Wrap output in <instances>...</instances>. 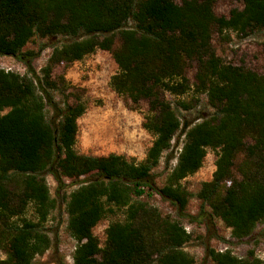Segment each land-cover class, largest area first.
<instances>
[{"label":"trees","instance_id":"trees-1","mask_svg":"<svg viewBox=\"0 0 264 264\" xmlns=\"http://www.w3.org/2000/svg\"><path fill=\"white\" fill-rule=\"evenodd\" d=\"M240 1L241 8L223 16L214 11L216 0H0V55L16 57L26 69L0 68V250L6 255L0 264H32L51 247L44 225L56 201L47 174L57 190L75 186L65 200L72 264H195L184 249L191 234L138 197L157 193L184 216L190 194L181 181L202 167L208 149L215 151V169L197 193V216L219 218L234 239L252 235L264 220V74L223 61L212 44L214 32L243 37L264 29V0ZM55 36L66 39L38 75L32 61L42 47H24L34 37ZM98 49L110 52L118 67L110 87L133 107L147 102L142 127L153 140L139 162L75 149L86 103L77 95L68 103L67 84L53 70ZM55 90L65 94L64 107L53 100ZM189 92L205 94L213 113L182 121L165 94ZM180 130L175 165L158 187L152 170ZM117 211L123 219L109 222L101 245L93 228ZM210 227L209 238L217 237ZM204 250L213 264H264L254 249L244 257L208 243Z\"/></svg>","mask_w":264,"mask_h":264},{"label":"rangeland","instance_id":"rangeland-1","mask_svg":"<svg viewBox=\"0 0 264 264\" xmlns=\"http://www.w3.org/2000/svg\"><path fill=\"white\" fill-rule=\"evenodd\" d=\"M180 3L182 0H174ZM241 8L240 0H216L214 11L217 15L228 16L230 9ZM129 24H131L129 22ZM65 37L55 36L48 38L34 37L26 44L24 50L37 51L41 47L39 55L32 61L38 75L54 46L65 41ZM119 43L116 38L115 46ZM264 29L254 31L248 36L240 37L230 32L226 37L214 32L212 44L216 54L225 62L240 65L246 69L264 74ZM0 68L25 73L26 69L22 61L13 56L0 55ZM117 64L108 51L96 50L79 61L70 64H58L53 70V78L56 81L64 78L67 84L68 103H73L77 96L86 103L85 112L77 119L78 132L75 149L82 154L102 156L111 153L123 155L129 160L139 162L144 159L147 149L152 143L153 136L143 127V117L147 113V102L140 101L137 107L125 97L117 94L110 87V77L117 72ZM195 66L187 67L186 75L193 81ZM66 92V93H67ZM77 95V96H76ZM53 100L64 107L65 94L59 91L52 92ZM169 99L182 121L197 122L210 116L214 109L208 104L205 94L192 95V92L175 97L165 94ZM197 101H194V99ZM177 100L190 101L192 107L183 109L177 106ZM53 111L51 106L46 107V116L51 119ZM184 135L178 131L171 141V148L160 158L158 165L152 170L156 186L161 187L169 170L175 165L177 151L182 145ZM168 154L172 157L166 164ZM215 151L208 149L202 167L192 175L185 177L181 182L190 194L184 216H180L175 207L162 199L157 193H145L138 197L140 201L159 209L162 215H169L178 220L191 234V239L184 245V249L195 258V264H213L205 257L204 246L208 243L217 250L229 248L233 254L244 257L249 249H254L258 257L264 261V220L259 222L254 232L249 237L237 240L231 237L230 229L219 218L206 221L198 217L200 201L197 193L201 183L212 178L215 169ZM51 196L56 201L55 209L45 222L44 229L52 239L51 247L40 256H36L32 264H72L70 254L75 240L70 236L67 229V213L65 200L68 193L75 186H65L57 190V183L52 175H46ZM68 183V181H66ZM208 210V208H207ZM190 216H196L190 219ZM120 211L108 214L93 228V233L98 237L102 245L105 239V229L110 221L122 220ZM209 226L217 237L209 238ZM0 250V259L5 258Z\"/></svg>","mask_w":264,"mask_h":264},{"label":"built area","instance_id":"built-area-1","mask_svg":"<svg viewBox=\"0 0 264 264\" xmlns=\"http://www.w3.org/2000/svg\"><path fill=\"white\" fill-rule=\"evenodd\" d=\"M74 248H75V245L73 246V248H72L70 254H68V257H69L71 263H72V254H73V250H74Z\"/></svg>","mask_w":264,"mask_h":264}]
</instances>
